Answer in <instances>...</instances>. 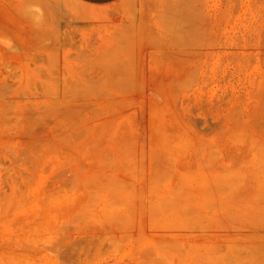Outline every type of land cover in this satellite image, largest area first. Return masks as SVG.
<instances>
[{"label":"rangeland","instance_id":"374dc122","mask_svg":"<svg viewBox=\"0 0 264 264\" xmlns=\"http://www.w3.org/2000/svg\"><path fill=\"white\" fill-rule=\"evenodd\" d=\"M0 264H264V0H0Z\"/></svg>","mask_w":264,"mask_h":264},{"label":"crops","instance_id":"0c3cea01","mask_svg":"<svg viewBox=\"0 0 264 264\" xmlns=\"http://www.w3.org/2000/svg\"><path fill=\"white\" fill-rule=\"evenodd\" d=\"M79 1L91 6H107L116 3L120 0H79Z\"/></svg>","mask_w":264,"mask_h":264}]
</instances>
